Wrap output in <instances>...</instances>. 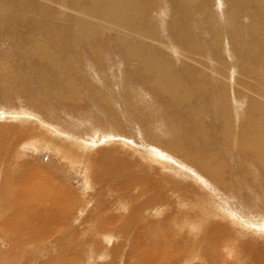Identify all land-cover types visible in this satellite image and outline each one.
<instances>
[{"label": "bare ground", "instance_id": "6f19581e", "mask_svg": "<svg viewBox=\"0 0 264 264\" xmlns=\"http://www.w3.org/2000/svg\"><path fill=\"white\" fill-rule=\"evenodd\" d=\"M9 1L13 2L14 4L8 3ZM105 1L108 2L105 3L104 5L101 2V0H89V6H88L89 11L86 12L79 11L80 9L76 10V8H74L73 6L67 7L64 4L63 6L65 10L71 12L76 11L75 14H80L83 16L86 15V16L85 17L82 16L83 18L82 17L74 18L69 28H62L58 26L59 32L56 33L53 32L48 37L47 40H42V38L44 39V35L43 36L40 35L41 41L40 42L37 41L35 43L33 40V36L30 35L28 37V45L24 47L29 48V50H31L30 53L32 55L31 57L32 61L30 62L29 56H26V57H22V60L18 62V66L21 67L19 69L25 70L24 72L26 74H28L29 76L33 75L32 77H35L37 79V85L40 89L45 84L44 79H47L50 82V84L54 83L51 79L48 78V75H44L43 72L45 70H48V73L50 74L49 76L56 78V81L58 83V88L56 90V86L53 85V88L55 89H52V91L54 92V96L56 98L52 100L56 104H58V106H63L64 108L70 109L71 107H73L74 104L80 105L82 102L86 103V100L88 99V101L94 104L96 109L100 112L102 117V119L100 118V120L97 119L99 117L96 118L91 117L87 119L83 118L85 120L80 119L77 121H72V118H74L72 117L70 119H65L66 121L69 122V124H67L64 119L63 120L59 119L60 121L57 120L55 121V123L52 120L51 121L47 120L46 118L48 117V115L50 116L51 119L53 118L51 116V112L52 113L57 112L54 108L57 106L53 107L51 103L47 104L46 102H45L46 104H44L43 102L45 100L43 98L41 104L45 107H48L49 110H45V108L43 110H40L38 107L39 103H37L35 100L37 99L35 95L34 94L30 95L20 86L21 79L18 78L17 73L13 72L15 68L14 69L11 68L12 67L11 64H8L9 63L8 61L10 59L5 56L7 55L5 54L7 50H4L3 54L0 53V92L2 90L0 94H3V96L9 102L13 101L14 103V101H16L19 103L18 105H20L18 109L16 107L9 105L7 107H9L10 110H5L3 112H0V120H1L0 127L4 126L1 125L3 123L8 122L7 124H10L8 127V129L9 128L10 129L8 130L7 135L0 136V162L3 160L7 161V159H5L4 157V152L6 150L5 146L7 143H8L7 147L10 146L9 152L17 156V159H14L12 161V164L8 165L9 166L8 168H10V172L6 174H2L0 172L1 173L0 174V233L3 232L8 233V235H6L5 233L6 238L8 240L4 237L5 235H2L4 237V242L8 244L9 241V246L11 248L13 245V241L15 240L16 237L24 236L25 238H30L36 236V238H39L38 240H40V238L48 235L44 233L42 234L40 232L42 228H40V226L38 225L36 226V223L39 219L40 222L43 223L44 219L42 218H44L45 214H46L45 217L46 221L48 219H50L52 222L55 221L54 219L56 218V215L59 214L60 216H65L66 218L68 217V219L69 218L72 219L74 218V216L79 215L73 213L74 207H76L78 208L80 213L87 212L88 218L89 216L90 218H92L91 219L92 221L90 222L92 224L91 228L95 229L93 230L95 232L92 231V234L97 235L100 233L101 234L100 237H102V240H107V237H109V242H112L113 239L117 240L125 236L128 237L129 235L128 233H130V231L134 229L133 227L136 228L138 227L141 229L139 231H142L141 233L139 232L138 234V236L139 235L141 236L140 237L141 239L145 238V242H148L149 245L161 248L162 238L163 239L166 238L164 236L165 235L167 236L168 234H165L162 231L163 227L156 226L154 224L157 222L154 216L156 217L160 216L161 214H163L164 211L167 212L171 211L172 213L173 208L175 207V205L173 204H176V201L171 200L173 196L172 193H180V191H182V193H180L181 197L180 198L178 197L179 203H177L180 206V210L178 209L179 211L178 212L176 211L177 214L180 213L179 215L180 218L182 219H180L177 215L175 216V218L178 222L181 220V223L179 224V227L181 229L182 227L184 228L186 227L188 230H194L197 233L201 234L199 236L201 239L197 243V247L200 250L211 249L213 248V245L217 243L219 239H216L215 237L216 235L220 234L219 230H222L221 228L222 221L223 224L225 225L228 222H232L231 220L233 219L234 221H237L236 223L239 225L238 227L240 228V230L236 228L237 226L235 227L236 231L239 230L237 231L239 234L242 232L248 233L249 232L247 231L248 229L250 230L251 235L253 236L255 235L257 237V238L256 237L252 238V240L250 239L244 240V237H246L249 233L247 235L238 234L233 236L235 230L234 232H231V230L228 231L227 229H225L224 234L220 235V237L222 236L224 243L225 244L227 243V245H229L227 246V248L224 249L226 255L228 256H231V253H229L230 251H234L238 248V246H236L234 243L236 241L239 242L240 244L239 246H241V251L243 250V252L238 253L239 251L238 249L237 252H234L235 253L234 255H236V258L238 259L240 264H242L241 262H243L244 260L243 256H245L246 253H248V256L250 257L251 254L247 250L248 245L244 244V242L247 240L249 241V244L252 243L251 241L255 243L258 240H260L259 238L264 236L263 233L264 217L263 219L260 218L262 219L260 222L261 224H259L260 226L259 225L257 226L258 223L255 225V222H248L251 223L248 224L244 222L241 218H239L235 212L233 211L230 212L228 210L229 206H227V204L225 203L226 201L223 200L225 196L222 198L221 192L220 194L219 192L210 189L211 192L209 193V196L213 200V203H211L207 198H205V200H202L200 199V196L198 195L196 196L194 195V193L192 194V191H194V189L196 188L194 186V182L195 184L197 183V185H201L204 188L210 187L209 185H207L208 183L204 179L206 177L219 189L226 188L229 189L230 192L237 191L238 194H241L246 189L248 190L250 189L252 193L256 194L257 191L259 192V194H262V196H264V137H263L264 135L260 136L259 133L256 131L257 128L262 130V125H256V123H260V122L264 123V110L260 114V118L257 117V115L255 114V117L251 120V124L246 125L248 128L246 130L245 129L246 126H242L243 123L241 122V119H243L244 121V118H247V116L250 115L249 110L245 109V104L247 103L245 97L247 95L243 98L242 95L245 92L242 95H240L239 89H237L239 88L238 85L240 84L237 85V80H234V78L232 80L233 75L237 73L236 70L233 69L232 64L229 63L228 65L226 64V62L222 61L219 66L221 67L222 64L224 71L232 69V71H230L229 74L230 78H228V85L227 82H225L226 80L224 81L226 87L228 88L231 87L233 88V86L236 87V91L234 90V88H233V92L229 90L230 93H232L231 94L233 96L232 99H230L229 97L230 94L227 91L224 92V95L221 98L218 97V95L221 92L216 94V92L219 90L220 87V78H218L216 75H218L220 72H218V69L216 67L217 64H215V62L212 61L213 54H215V52L212 53L211 50H209L207 53L208 55H211V58L205 55V57L198 58L197 62L190 61L192 62L191 67L192 69H194L192 70V73L194 75L191 78L192 84L190 85L188 81L187 82L185 81L184 83L182 80V75L181 74L178 75L176 70L170 65V63L166 60V58L159 55L161 48L165 49V51L168 50L169 53L166 52L167 57H171L178 64L179 60L177 59L180 56V54L178 53L179 52L178 48L172 43H169L167 45L164 44L154 45L155 43L153 42L154 40L147 37L146 32L141 33L135 31L131 27V26H137L136 18L142 20L145 15V12H140L139 8H138L139 10L134 9L136 5L133 3V0H105ZM38 2L39 3L46 2L47 3L46 5L51 4L50 0H40ZM78 2L79 1L72 0L73 5L79 8ZM26 3L29 4V0H23L22 5H26ZM136 3L138 4V2ZM16 4L21 5V3H17L16 0H0L1 30H4L5 27L3 26H6L5 24H11L9 22H11L13 18H15L13 17L10 19L9 15L8 16L6 15V12H9L10 10H14L15 12L21 13L20 7H18ZM263 5H264V1H263ZM125 8H127L128 12L123 11ZM28 9L29 7L27 8V10ZM43 15L44 12H41L40 16L42 18ZM219 15L222 14L220 13ZM220 18L221 17H219V19ZM6 19L10 21L7 22ZM66 20L67 18H65V21ZM30 21L37 22V20L35 19ZM199 28L198 30H200ZM13 29H12V34L15 35ZM8 30L10 31V28ZM8 30H6L5 32L8 33ZM26 31L28 32V30ZM17 32L19 31L17 30ZM107 34L115 36L116 40L113 42L114 52L110 51L111 44L106 43L104 40ZM163 35H164V30H163ZM206 35L209 34L206 33ZM11 37L13 38L12 35ZM3 38L5 39L4 36ZM98 38L99 40H97ZM50 39H52V43H54L55 48L51 47L50 44L47 42ZM215 39L221 42L222 40L221 35L218 34L215 37ZM14 41L16 42V37L14 38ZM214 41L212 42L209 41L208 43L216 44ZM63 42L64 45H66L64 46L66 49V52L64 51L65 53L60 51L59 49L61 47V43L63 44ZM83 44H87L86 50L90 52L91 54L90 58L92 61L95 58H97L98 60H102L105 57L112 59L111 58L113 57L112 54L114 55L113 58L117 56L120 57L119 59L117 58V60L114 59V62H112L114 63V65L111 64V62L105 63L106 68L103 67L101 64H99V61L98 64L96 65L93 62L94 63L93 74L95 75V80H96L94 84H97V86L95 85L94 89L90 87L89 90L87 89L88 91H85L87 87H83L81 84L82 82L84 84H88L86 77H82L83 74V72H81L82 70L80 71V66L84 65L85 63L82 64L80 61V65H79V63H77L79 61H77L75 59V56H73V52H75L76 54L82 52L81 46ZM201 50L202 49H200V51ZM57 58L63 59L64 61H60ZM119 65L120 67L122 65L123 68L120 69L118 67ZM197 65H199V70L196 69ZM114 67H116V70ZM253 69L254 68L249 69L248 75L249 76L255 75V78L257 79L255 81L256 85L262 86L264 81L262 83V79H258V78L264 77V59L258 68L254 70ZM90 71L88 70L87 72ZM105 71L107 75L109 74L108 77L103 76V74H105ZM101 72L104 73L102 74ZM78 77L82 78L81 83L78 80ZM109 77L111 78V80L105 81ZM128 79L130 80L128 81ZM140 81H145L146 82L145 86H141L139 84ZM137 82L138 84H136L135 87L132 88L131 85ZM207 86L209 89L207 88ZM105 87L108 88L111 92L113 91L119 92V89L121 87V90L124 93L128 92L123 96L125 99L127 98L128 101L127 100L125 102L122 101V106L121 107L119 106L118 108L116 106L117 102L114 98L107 100V98L104 96L105 95L104 92L108 91L105 89ZM258 89H260V87ZM16 90H19L18 93H20V95L22 94L21 96L18 97V99H16V97L14 98V96L16 95L15 94ZM211 92L213 94H211ZM36 93L39 94L40 91ZM150 93L151 95L154 94L151 96L154 97L153 98L154 100L152 99L150 100L149 98H146V96H148V94ZM201 93L207 97H215V101L207 102V105H200L198 103V99H203ZM22 98H24V102H28L31 105V107L26 104H24L25 106L24 107L22 105L24 103L22 102ZM218 99L220 100L219 102ZM193 100L196 101L197 105L200 107V113L199 110L190 107L192 106L190 105V101ZM261 100L264 99L261 98ZM111 103L113 104L112 108H111ZM26 106L29 109H26ZM162 106H164L165 109L169 108V110L165 112L164 114L165 116L160 115L159 110L162 108ZM126 108H129L128 113H126ZM217 108L218 110L216 111ZM144 111H146V113ZM68 116L71 117L72 115L71 116L68 115ZM184 116H187L188 118L187 122L189 124L198 122L200 120L203 121L202 123H204L206 119H208L209 121L210 119L211 120L214 119L216 122V124L214 123L215 124L214 128H215L216 125L221 124V119H222L223 125L218 129L216 128L215 130L213 129L214 131L211 133H208L207 130L201 131L202 129L196 130L195 128L194 131L197 132L194 134V136L195 135L197 136L195 139L198 140V142L202 145V147L199 148L195 142L193 143L195 145H193L192 142H189L188 137L184 138L183 135L182 137L179 136V126H181V123L186 124V121L183 118ZM235 119L236 121L234 122ZM122 121L129 124V129H134L136 138H133L131 136V133L129 134L130 136L124 133L125 129L122 126L123 124H121ZM201 127L202 125L200 126V128ZM186 130L191 131L190 129H186ZM229 135H231L230 140H228ZM117 139L120 140L124 139L133 147H135L137 154L139 153L142 155V158L138 157L140 161L138 162V164L134 161L132 162L127 161L129 159L124 158L125 156L123 157L124 159L118 157L120 153L118 156H115L116 159L114 160V162H112L113 155H115L114 151H112L113 153L112 154L102 149H100L101 151H99V149L96 150V148L100 146L116 144ZM214 139L215 140L220 139L223 140L224 142H227L228 144H231V150H229L230 153L227 152L229 157L226 156L227 154L226 155L223 154L226 156L225 158L222 155L219 156L218 153L216 152H215L216 154H213L214 157H218L219 159L218 162L223 163V164L220 163L219 166H217V163L215 166H211L206 156V154L210 155V152L213 149L218 148V144L217 142L214 143L215 142ZM4 140H6L7 143H5ZM59 140L62 141V144L58 147L56 142ZM138 144L140 145L139 147L137 146ZM41 146L43 147L44 150L47 151L49 150L51 153L57 154L61 160L66 162L65 164H67L70 169L75 168L78 171H81V169H83V171L81 172L85 173V188H87L86 196H85V200H86L85 204L88 205L87 208L90 206L89 205L90 202L94 200V198H96L97 196L98 197L105 196L103 195L105 191L111 193L113 198L111 197L110 198L114 202L115 208L112 209L111 206V208L109 209L113 210L112 211L113 214L104 217L103 215H101L102 213L100 214L98 212L99 208L101 207L105 208L106 204L102 205L101 203H98L94 208V213L92 207L88 211L84 207L80 209L79 206L76 205L74 206L73 204H71L72 202L70 203L67 201L70 205L66 204L65 198L69 195L68 192L69 189L68 190L65 189L63 186H61L62 185L61 183H60L61 185L59 186V184H57L58 177L52 175L49 172L44 173L40 169L39 171L37 170L33 171L28 169L26 170L27 172H25L26 175L24 177L22 175H21L22 177H18L21 174L19 168L21 166H28V164L24 165V161H22L23 159L20 158L22 156H26V151H29L27 149L30 150L37 149L38 147ZM141 146L143 147V149L141 148ZM18 148L20 150H17ZM161 148H164V150H162ZM220 150L221 149L217 150V152L218 151L220 152ZM224 150L225 148H223L221 152L228 151V150L225 151ZM166 155H168L169 157H167ZM173 158H176L177 160ZM21 163L22 165H20ZM4 164H6V162ZM145 165H147L148 168ZM166 165L171 167L175 172H179V174H176L174 178L172 177L173 178L172 182L171 179L168 180V178H171L170 177L171 175L170 176L168 175V177H165V179L161 181L160 178L162 176L161 172L164 170V166ZM28 167L30 168V166ZM15 168L17 171L14 170ZM112 168H115L116 171H113ZM135 168L142 169L139 170L140 172L143 171V173L140 174L139 170H136ZM151 168L154 171L153 173H151L150 177L148 178V181H145L144 180L145 177L143 178V176L149 175L150 173L146 170L148 169L150 170ZM156 168H158L159 170L155 172ZM213 168L216 169L217 172H215ZM3 169L6 170L4 166ZM24 171L25 170H23V172ZM98 171H100V173ZM153 174L160 176L159 181H153L152 178ZM182 178L188 179L187 183L182 182ZM120 179H122V181H120ZM152 192L153 194H151ZM199 194H202L203 197L204 192L200 191ZM144 196H147L146 199H143ZM182 196H184V199H181L183 198ZM166 198H169V200ZM242 199L243 198L241 196L240 201ZM105 202H107V200H105L104 203ZM253 202L255 203V201ZM49 205L52 208L53 213L47 216L50 213L48 211L49 212L48 214L45 213L43 214L44 216L42 214L40 215V207H46V206L49 207ZM171 205L172 207H170ZM252 205L253 204H251V206ZM106 208L104 209V211L109 210V209L106 210ZM190 208H193L194 210L188 212ZM255 209H257V207ZM101 211H103V209ZM114 212L115 214H120V213L122 214L118 220H115L113 218V216H115ZM143 213H145L146 216H143L142 215ZM164 217L165 216L161 217L162 220H160L159 222L160 224L162 223L165 224V222L167 221L166 219L167 217L165 218ZM150 218L153 219L152 223L148 221L150 220ZM216 219H221L222 220L221 223H216L217 222L215 221ZM260 219L258 221H260ZM114 220L116 223L119 222L120 225H117L115 223V225L112 224L111 227V223H114ZM44 223L46 224L47 222ZM232 224L235 225V222ZM115 226H119V227H115ZM210 226L211 228H209ZM39 229L40 231H38ZM251 230H253L254 232L251 233ZM103 233L105 234V236L102 235ZM177 235L178 237L181 236L180 233H178ZM212 236L214 239H216V242L212 240L211 238ZM35 242L36 241H34V243ZM112 246H114V244ZM101 247L103 249V246ZM105 250L107 251L108 254L107 248H105ZM111 251H109V253ZM151 251H153L152 254L157 252L155 250V247H153ZM98 253L100 254L99 251ZM254 256H256L254 257L256 260L253 261L251 260V258H249L250 260H248L247 262L245 261L246 262L245 264H248L250 261L254 262V264H263L262 258H264V255H262V257H258L257 255ZM7 257L9 258V255H7ZM98 257L100 259V257L102 256L98 255ZM142 257L145 261L147 260V258H149L148 256H143V255ZM197 257H198L197 253L194 252L192 255H190L189 263L195 259H198ZM26 259L29 260V258ZM230 261L231 260L228 261L229 264H231ZM238 261L237 263H233V264H239ZM189 263L187 262V264Z\"/></svg>", "mask_w": 264, "mask_h": 264}, {"label": "rangeland", "instance_id": "374dc122", "mask_svg": "<svg viewBox=\"0 0 264 264\" xmlns=\"http://www.w3.org/2000/svg\"><path fill=\"white\" fill-rule=\"evenodd\" d=\"M16 1H17V3H21V5L20 4H16V5L18 7H20L22 14L15 12L14 10H10L9 12H6V15L7 16L9 15L10 19L13 17H15L16 19L13 18L11 22H9L10 20L6 19V21L11 23V24H5L6 26H3V27H5L4 30L0 29V31H1L0 32L1 33V35H0L1 36L0 37V53L3 54L4 50H7L5 52V54H7V55H5V56L10 59L8 61L9 62L8 64H11L12 69L15 68L13 70V72L17 73L18 78L21 79L20 86L22 87V89L27 91L30 95H33V94L35 95V97L37 98L35 100L37 103H39L38 107L40 110H43L44 108H45V110H49L48 107H45L41 104L43 98L45 100L43 102L44 104L51 103L53 105V107L57 106V107H54L57 112H53V113L51 112V116L53 118L51 119L49 115L46 118L49 121L52 120L54 123H55V121H57L59 119L65 120V119H70L72 117H74V118H72V121H77L80 119L85 120L83 118L87 119V118H91V117L92 118L99 117V118H97L98 120H100V118L102 119L101 114L96 109L95 105L92 104L91 102H89L88 99L86 100V98H85L86 103L82 102L80 105L74 104L73 107H71L70 109L64 108L63 106H58V104H56L52 100V99L56 98L54 96V92L52 91V89H55V88H53V85L56 86V90H57L58 83H57L55 77L49 76L50 74L48 73V70H45V71L42 70V71H44L43 72L44 75H48V78L51 79L54 83L50 84V82L47 79H44L45 84L40 89L37 85V79L35 77H32L33 75L29 76L28 74H26L24 72L25 70L19 69L21 67L18 66V62L20 60H22V57L29 56V61L30 62L32 61V59H31L32 55L30 53L31 50H29V48L24 47V46L28 45V37L30 35L33 36V40L36 43L37 41L38 42L41 41L40 35H42V36L44 35V39L42 38V40H47L48 37L53 32H55V33L59 32L58 26H60L62 28H69V26L71 25V22L74 18H80L83 15L75 14L76 11L71 12V11L65 10L63 5L65 4L67 7L73 6L74 8H76V10L80 9L79 11L86 12V11H89V7H88L89 6V0L88 1L87 0H81V1L75 0V1H79L78 2L79 8L77 6L75 7L73 5L72 0H54L55 2L53 0H50L51 4H48V5H46L47 4L46 2L39 3L38 1H40V0H29L30 5L27 3H26V5H22L23 0H16ZM263 1L264 0H180V1L179 0H135V1L133 0V3L136 5L134 7V9H137V10L140 9L139 11L145 12V15H144L142 20L139 18H136L137 19V26H131V27L135 31H138L141 33L146 32L147 37L154 40L153 41V42H155L154 45H158V44L167 45L169 43L174 44L178 48V51H179L178 53L180 54V56L177 59V60H179L178 64L171 57H167L166 52L169 53L168 50L165 51V49L161 48L159 55L166 58V60L170 63V65L176 70L178 75H180V74L182 75V80L184 83H185V81L186 82L188 81L190 85L192 84L191 78L194 76L192 73V70H194V69H192L191 63L193 61L197 62L198 58L205 57V55H207L208 57L211 58V55L207 54L209 50H211L212 53L215 52L216 55L213 54L212 61H214L215 64H217L216 67L218 69V72H220L218 74L219 76L216 75L218 78H220V87H219V90L216 92V94L219 92L222 93V94L220 93L221 95L220 94L218 95L219 98L223 97L224 92L227 91L230 94L229 95L230 99H232L233 96L231 95L232 93H230L229 90H231L233 92V88H234V90L236 91L235 86H233V88L232 87L228 88V87H226V84H224V81L226 80L225 82H227V85H228V78H230L229 74H230V71H232V69L224 71L222 64H221V67H219L220 63L222 61L226 62V64H228V65H229V63L232 64L233 69H235L237 72L236 74L233 75L232 80L234 78V80H237V85L240 84V85H238L239 88H237V89H239V94L242 95L245 92L243 94L244 96L242 95L243 98L247 95L245 97L247 100L246 101L247 103L245 104V109L249 110L250 115L247 116V118H244V121H243V119H241V122L243 123L242 126H246V125L251 124V120L255 117V114L257 115V117L260 118V114L264 110V100H261V98L264 99V96H263L264 95V88H263L264 77L258 78V79H262V83H263L262 86H258V85H256V82H255L257 80L255 78V75H250V76L248 75L249 69L258 68L264 59V47H263L264 46V5H263ZM101 2L105 5V3H107L108 1L101 0ZM136 2H138V4ZM8 3H13V2L9 1ZM153 4H155L156 6ZM28 7H29V9L27 10ZM33 9H35V10H33ZM25 10H27L28 12ZM123 11L128 12L127 8H125ZM41 12H44L43 18L40 16ZM148 12H150V13H148ZM154 13H156V14H154ZM220 13L222 15H219ZM171 14H173V15H171ZM17 15L20 17H18ZM148 15H150V16H148ZM196 15H197V17H196ZM25 16L27 19L25 18ZM85 16L86 15H84L83 17H85ZM219 17H221V18L219 19ZM65 18H67L66 21H65ZM147 18H149V19H147ZM34 19L37 20V22L36 21H30V20H34ZM170 19H171V21H170ZM15 20H16V22H15ZM28 21H30V22H28ZM26 22H27V24H26ZM225 24H227V25H225ZM16 25H18V26H16ZM19 25H21V26H19ZM56 25H57V28H56ZM8 27L10 28V31L8 30L9 29ZM13 27H14V29H13ZM198 28L200 30H198ZM12 29H13L15 35L12 34ZM15 29H16V31H15ZM6 30H8L9 34L7 32H5ZM17 30L19 32H17ZM26 30H28V32ZM163 30H164V35H163ZM23 31H25V32H23ZM160 31H161V33H160ZM206 33L209 35H206ZM218 34L221 35V39H222L221 42H219L217 39H215V37ZM11 35L13 36V38L11 37ZM3 36L5 37V39L3 38ZM14 36L16 37V42L14 41V38H15ZM214 39H215V41H214ZM97 40H99V38ZM104 40L106 43L111 44L110 45V49H111L110 51H113V46H114L113 42L116 40L115 36L107 34L105 36ZM209 41H211V42L214 41L216 44L208 43ZM47 42L50 44L51 47L55 48L54 43H52V39L48 40ZM64 46H66V45H64V42H63V44L61 43V47L59 48L60 51L66 52V49ZM86 46H87V44H83L81 46L82 52L78 53L80 55L73 52V56H75V59L77 61H79V62H77V63H79V65H80V61L82 64L85 63L84 65H81L82 67L80 66V71L82 70L81 71V72H83L82 77H86L88 84H84L82 82L81 77H78V80L80 81V83L82 82L81 84L83 87H87L85 91H88L90 87L92 89H94V86L95 85L97 86V84H94L96 81L95 75L93 74L94 73L93 72L94 71V67H93L94 63L96 65V64H98V61H99V64H101L103 67H105V63H110V62H111V64L114 65V63H112V62H114V59L117 60V58L119 59L120 57L117 56V57L113 58L114 55L112 54V56H113V57H111L112 59L105 57L102 60H98L97 58H95L92 61L90 58L91 54L88 50H86ZM197 46H198V48H197ZM226 48H227V50H226ZM23 49H24V51H23ZM200 49H202V50L200 51ZM68 54H70V53H68ZM226 54H228V55H226ZM188 58H189V60H188ZM58 60L64 61L63 59H58ZM227 60H229V61H227ZM190 61H192V62H190ZM35 65H36V63H35ZM118 67L120 69L123 68L122 65H121V67H120V65ZM114 68L116 70V67H114ZM90 69L92 72L90 71ZM196 69L199 70V65L196 66ZM86 70L87 71L89 70L90 72H87ZM86 72H87V74H86ZM101 73L103 74L104 72H101ZM85 74H86V76H85ZM89 76H90V78L91 77H93V78L90 79ZM103 76L108 77L109 74L107 75V73L105 71V74H103ZM107 80H111V78L109 77L105 81H107ZM129 80L130 79H128V81ZM241 81H242V83H241ZM136 84H138V82L133 83L131 85V87L134 88ZM139 84L141 86H145L146 82L140 81ZM207 85H208V82H207ZM27 87H29V88H27ZM242 87H243V89H242ZM245 87H246V90H245ZM259 87H260V89H258ZM48 88H50V89H48ZM207 88H208V86H207ZM105 89L108 91L104 92L105 93L104 96L107 98V100L114 98L117 102L116 106L118 108H119V106L120 107L122 106V101L123 102H125L126 100L128 101L127 98L125 99L123 97L124 94H126L128 92L124 93L121 90V87L119 89V92H114V91L111 92L106 87H105ZM38 91H40L39 94H42V95L37 94L36 92H38ZM1 92H2V90H1ZM18 92H19V90H16V92H15L16 95L14 96V98L16 97V99H18V97L22 95V94L20 95V93H18ZM211 94H213V93L211 92ZM44 95H45V97H44ZM137 95H138V93H137ZM152 95H154V94H152ZM152 95L150 93V94H148V96H146V98H149L150 100L151 99L154 100L153 99L154 97H151ZM201 96L203 99H198V103L200 105H207V102H210V101L214 102L215 101V97H207V96H204L202 93H201ZM67 101H68V99H67ZM219 101L220 100L218 99V102ZM22 102H24V98H22ZM18 104L19 103L16 101H14V103H13V101L9 102L3 96V94H0V106H1L0 112H3L5 110H10V108L7 107L9 105L16 107L18 109V107L20 106ZM24 104L31 107V105L28 102H24L22 105L24 106ZM112 105L113 104L111 103V108H112ZM190 105H192V106H190ZM190 105H189L190 107H193V108L199 110V113H200V107L197 105L196 101H194V100L190 101ZM46 106H48V105H46ZM26 109H29V108H27V106H26ZM168 110H169V108L165 109V107L162 106V108L159 110L160 115L165 116L164 114ZM217 110H218V108L216 109V111ZM257 110H260V111H257ZM128 112H129V108H126V113H128ZM144 112L146 113V111H144ZM68 115H70V116L72 115V116L69 117ZM56 116H57V119H56ZM183 118L186 121V124L181 123V126H179V136L182 137V135H183L184 138L188 137L189 142H192V144L195 142L199 148H201L202 145L198 142V140L195 139L197 137L196 135L194 136V134L197 133L194 131L195 128H196V130L202 129L201 131L207 130L208 133H211L215 130V128L218 129V128L222 127V125H223L222 119H221V124L216 125V127L214 128V126L216 124L214 119H212V120L210 119V121L208 119H206V121L204 123H202L203 121L200 120L198 122L189 124L187 122L188 121L187 116H184ZM120 120H121V118H120ZM235 121H236V119L234 120V122ZM0 122H1V120H0ZM7 123L1 124L4 126L0 127V136L7 135V132L10 129V128L8 129L10 124H7ZM66 123L69 124L68 121H66ZM121 124H123L122 126L125 129L124 133L126 135H129L131 133V136L133 138H136L135 131H134V129H129V124H127L124 121H122ZM126 125L128 126V128ZM201 125H202V127L200 128ZM256 125H262V130L257 128L256 131L259 133L260 136H263L264 135V123L260 122V123H256ZM185 128L190 129L191 131H188ZM209 129H211V130H209ZM245 129L246 130L248 129L247 126L245 127ZM152 132H154V131H152ZM230 136L231 135H229L228 140H230ZM7 141H8V139H7ZM7 141L4 140L5 143H7ZM57 142L60 144H58ZM57 142H56V144L59 147L62 144V141L59 140ZM216 142L218 144V148L213 149L212 150L213 152L211 151L210 155L206 154L207 159H208L211 166H215L216 163H217V166H219L220 163L223 164L222 162H218L219 161L218 157H214L213 154L218 153L219 156L222 155L225 158L226 156H228V153H230L229 150H231V144H228L227 142H224L223 140H220V139L215 140L214 143H216ZM193 145H195V144H193ZM7 146H8V143L5 146L6 150L4 152V157H5V159H7V161L3 160L0 162V164H1L0 165V168H1L0 172L2 174H6V173L10 172V168H8L9 167L8 165L12 164V161L14 159H17V156L15 154L9 152L10 146L9 147H7ZM137 146L139 147L140 145L138 144ZM141 148L143 149L142 146H141ZM223 148H225V150H228V151L221 152V150ZM97 149H99V151H101L100 149H102V150L108 151L110 153H112V151H114L115 155H113L112 162H114V160L116 159L115 156H118L119 153H120V155L118 157L123 158L125 156L124 158L129 159V160H127V159H125V160H127L129 162L134 161L137 164H138V162H140L138 157L142 158L141 154H139V153L137 154L135 147H133L131 144H129L124 139H121V140L117 139L116 144L107 145V146H100V147H97L96 150ZM161 149L164 150V148H161ZM219 149H221L220 152L219 151L217 152V150H219ZM17 150H20V149L18 148ZM27 150H29V151H26V156H22L20 159H23L22 161H24V165L28 164V166H30V168L28 166H21L19 168L21 171V174L18 177H22V176L24 177L26 175L25 172H27L26 170H28V169L33 170V171H35V170L39 171V169H40L44 173L49 172L52 175L57 176L58 177L57 178L58 179L57 184H59V186L62 184L61 186H63L65 189H67V190L69 189L68 190L69 195L65 198L66 204H69L68 202H70V203L72 202L71 204H73L74 206L75 205L79 206L80 209H82V207H84L88 211L92 207L93 213H94V208L96 207V205L98 203H101L102 205L106 204L105 208L108 207V208H106V210L111 208V206H112V209L115 208V204L111 199V198H113L112 194L109 192H106V191L104 193L102 192L103 195H105V196H103V197L97 196L96 198H94V200H92L90 202V204H89L90 206L87 208L88 205L85 204L86 203L85 196H86V191H87V188H85V173L81 172V171H83V169H81V171H78L75 168L70 169L69 166L67 164H65L66 162L61 160L57 154H53L49 150L48 151L44 150L42 146L38 147L37 149H31V150L27 149ZM93 152H95V151H93ZM116 153H118V154H116ZM123 153H124V155H123ZM223 154H225V155L227 154V155L225 156ZM166 156L169 157L168 155H166ZM173 159L177 160L176 158H173ZM5 162H6V164H4ZM20 165H22V163ZM3 166L5 167L6 170L3 169ZM145 166L147 167V165H145ZM7 168H8V170H7ZM135 169L139 170L140 168L139 169L135 168ZM14 170H16V168ZM23 170H25V171L23 172ZM112 170L116 171L115 168H112ZM140 170H142V169H140ZM140 170H139V173L142 174L143 171L140 172ZM158 170L159 169L156 168L155 172ZM164 170L161 172V175H162L161 177L153 174V176H152L153 181H159V177L161 178V181H163L165 179V177H168V175L169 176L171 175L170 176L171 178H168V180L171 179V182H172L175 175L179 174V172H175L171 167H169L167 165L164 166ZM213 170L215 172H217L216 169L213 168ZM146 171H148L150 174L143 176V178L145 177L144 180L148 181V178L150 177L151 173H153L154 170L151 168L150 170L148 169ZM98 172L100 173V171H98ZM98 172H96V173H98ZM162 173H164V174H162ZM203 178H204V176H203ZM204 179L208 183L207 185L210 186V187H208L209 189L204 188L201 185H197V183L195 184V182H194V186L196 187L195 188L196 190L194 189V191H192V194L194 193V195L200 196V199H202V200H205V198H207L211 203H213V200L209 196V193L211 192L210 189L213 191H217L219 193L221 192L222 194L221 193L220 194H221L222 198L225 196L223 198V200L226 201L225 203L227 204V206H229L228 210L230 212L231 211L235 212L236 215L246 223L255 222V225L258 223L257 226L259 224H261L260 222L264 217L263 216L264 215L263 214V212H264V210H263L264 209V196H262V194H259V192H257V191H256V194L252 193V191H250V189L249 190L246 189L241 194H238L237 191L230 192V190L226 189V188L219 189L216 185H214L206 177ZM120 181H122V179H120ZM187 181H188V179L182 178V182L187 183ZM212 186H214V187H212ZM197 187L199 188V190ZM200 191L204 192L203 197H202V194H199ZM253 192H255V191H253ZM102 193H101V195H102ZM180 193H182V191H180ZM180 193H172L173 196H172L171 200L176 201V204H173V205H175V207L173 208V212L171 213V211H169V212L164 211L163 214L160 215L161 217H163V216L167 217L166 218L167 221L165 222V224L159 223L160 220H162L160 216H157V217L154 216L155 220H157V222L154 224L156 226L163 227L162 231L165 234H168L167 236L166 235L164 236L166 238H164V239L162 238V245L163 246L161 245V248L149 245L148 242H145V238L141 239L140 238L141 236L140 235L138 236V234H139V232L141 233L142 231H139L141 229L138 227H137L138 229L136 227H133L134 229L135 228L136 229L135 230L133 229L132 231H130V233H128L129 234L128 237L125 236V237H123L124 239L123 238L117 239L118 243H117V240H115L113 238H111V239H113V241L109 242V237H107V240H102V237H100V235H101L100 233L97 234L99 237L97 235L92 234V231L95 230L94 228L93 229L91 228L92 224L90 222L92 221L91 220L92 218H90V216L88 218L87 212L80 213L78 208H76V207H74L73 213H76V215L77 214H79V215L74 216V218L71 217L72 219H70V218L68 219V217L66 218L65 216H60V214H59V215H56V218L54 219L55 221H53L54 223L50 219H48L46 221L45 220L46 219L45 213L48 214L50 212L47 216H49L53 213V210L49 205L50 208L47 206H46L47 208L46 207H40V215L45 214V216L43 215L44 218H42V219H44V221L42 223V222H40V219H39L36 223V226L38 225V226H40V228H42L41 231H40V229L38 231H40L42 234L44 233L48 236L42 237V238H40V240H38L39 238H36V236H34L35 238L34 237L25 238L24 236L16 237L15 240L13 241L12 247L10 248L9 241H8V244H6L4 242V237L6 238V235H8V233H6V232L0 233L1 234L0 235V264H88V263L89 264H140V263L141 264H187V262L189 263V261H190V255H192L194 252L197 253L198 259L193 260L189 264H229V262H228L229 260H231L230 261L231 264L237 263L238 259L236 258V255H234L235 254L234 252H237L238 249H239L238 253L243 252V250L241 251V246H239L240 245L239 242L236 241L234 243L236 246H238V248L234 251H230L229 253H231V256H228V255H226V252L224 251V249L227 248V246H229V245H227V243L226 244L224 243L222 236L220 237V235L224 234L225 229H227L228 231L231 230V232H234V230H235V232L233 233V236L238 235L239 233L237 231H239L240 228L238 227L239 225L236 223L237 221H234L232 219L231 220L232 222H228L224 225L223 221L221 219H216L215 220V221H217L216 223H221V221H222V223H221L222 230H219L220 234L216 235V237H215L216 239H219V240L217 241L216 244L213 245V248L200 250L197 247V243L201 239L199 237L201 234L197 233L194 230H188L186 227L185 228L182 227V229H181L179 227L181 220L178 222L175 218L176 215L180 218V215H179L180 213L177 214V212L180 210V206H179V204H177V203H179L178 197L179 198L181 197ZM108 194H110V195H108ZM151 194H153V192ZM241 196L243 198L241 200L243 202V204L240 201ZM260 196H262V197H260ZM146 197L147 196H144L143 199H146ZM182 197L183 198H181V199H184V196H182ZM233 197H235V198H233ZM166 199L169 200V198H166ZM235 199H237V200H235ZM256 199H257V201H256ZM105 200H107L108 204H107V202L104 203ZM248 201L250 204L248 203ZM250 201H252V202H250ZM253 201H255V203ZM244 204H245V207H244ZM251 204H253V205L251 206ZM80 205H81V207H80ZM82 205H84V206H82ZM250 206H251V209H250ZM170 207H172V205ZM254 207L255 208L257 207V209H255ZM105 208L104 207L99 208L98 212L100 214L102 213L101 215H103L104 217L113 214L112 209H109L108 211H104ZM100 209L101 210L103 209V211H101ZM193 210H194L193 208H190L188 210V212L193 211ZM259 213H261V214H259ZM114 214H115V212H114ZM245 214H246V216H245ZM89 215H91V214H89ZM121 215H122L121 213L115 214V216H113V218L115 220H118L119 217H121ZM142 215L146 216L145 213H143ZM61 218L65 219V220H63ZM249 218H251L252 220ZM260 218H262V219H260ZM180 219H182V218H180ZM259 219H260V221H258ZM115 220H114V223H111V227H112V224L115 225V223H116ZM148 221L152 223L153 219L150 218V220H148ZM233 221L235 222V225L232 224V223H234ZM38 222H39V224H38ZM44 222H47L48 225H47V223L45 224ZM93 224H94V221H93ZM116 224L120 225L119 222ZM248 224H251V223H248ZM58 226H60V227H58ZM139 226H141V225H139ZM115 227H119V226H115ZM235 227L239 230L236 231ZM209 228H211V226ZM59 231H60V233H59ZM247 231H249L248 232L249 234L244 233V232L240 233V234H246V235L248 234L246 237H244V240L245 239L252 240V238L256 237L255 235L253 236L250 234V230L247 229ZM93 232H95V231H93ZM167 232H170V233H167ZM252 232H254V231L251 230V233ZM5 233H6V235H5ZM178 233H180L181 236L178 237V235H177ZM2 235H5V236L3 237ZM102 235L105 236L104 233ZM119 235H117V236H119ZM131 235H133V236H131ZM259 236H261V235H259ZM114 237H115V234H114ZM32 238H34V239H32ZM128 238H130V239H128ZM168 238H169V241H168ZM211 238L214 242H216V239H214L213 236ZM99 239H100V241H99ZM259 239L260 240H258L255 243L253 241H251L252 242V243L250 242L251 244H249V241H247V240L244 242V244L248 245L247 250L251 254H250V257L248 256V253H246V255L244 254L245 256H243L244 260H243V262H241L242 264H245L248 260H250L249 258H251V260H253V261L256 260L254 258L256 256H254V255H257L258 257H262V255H264V236L259 238ZM26 241H27V243H26ZM34 241H36L37 243L36 242L34 243ZM222 241H223V243H222ZM31 242H33V243H31ZM131 242L133 245L131 244ZM220 243H222V244H220ZM26 244L29 246H27ZM100 244H102V245H100ZM113 244H114V246H112ZM121 244H122V246H121ZM201 245H202V243H201ZM225 245H226V247H225ZM101 246H103V249ZM104 247L107 248L108 254L110 255L111 258L107 254V251L105 250ZM153 247H155V250L157 252L152 254L153 251H151V250ZM245 248H246V246H245ZM15 249H16V251H15ZM114 249H116V250H114ZM191 250H192V252H191ZM98 251L100 252V254H103V255H100L98 253ZM109 251H111V252L109 253ZM114 253H117V254H114ZM7 255H9V258L7 257ZM98 255L102 256V257H100V259H99ZM115 255H118V256H115ZM142 255L148 256L149 258H147V260L145 261L143 259ZM105 257H107V258H105ZM226 257H227V259H226ZM26 258H29V260ZM229 258H232V259H229ZM262 259H263L262 263L264 264V258H262ZM90 261H92V262H90ZM239 264H240V262H239ZM248 264H254V262L250 261Z\"/></svg>", "mask_w": 264, "mask_h": 264}]
</instances>
